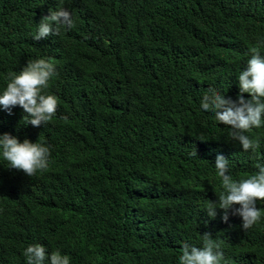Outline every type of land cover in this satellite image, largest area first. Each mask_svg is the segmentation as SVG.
Masks as SVG:
<instances>
[{
    "label": "trees",
    "instance_id": "trees-1",
    "mask_svg": "<svg viewBox=\"0 0 264 264\" xmlns=\"http://www.w3.org/2000/svg\"><path fill=\"white\" fill-rule=\"evenodd\" d=\"M60 7L75 26L34 40ZM252 47L264 56V0H0V94L43 58L58 99L38 127L19 105L0 106V135L51 152L34 177L0 155V264H26L33 244L70 264H178L205 232L222 264H264V217L245 231L231 209L227 222L205 209L223 191L218 154L237 181L264 165V126L246 133L259 148L244 151L201 107L213 90L238 99Z\"/></svg>",
    "mask_w": 264,
    "mask_h": 264
},
{
    "label": "clouds",
    "instance_id": "clouds-1",
    "mask_svg": "<svg viewBox=\"0 0 264 264\" xmlns=\"http://www.w3.org/2000/svg\"><path fill=\"white\" fill-rule=\"evenodd\" d=\"M75 22L71 13L63 7L51 11L42 17L33 39L36 41L50 35H59L61 28L71 29ZM251 58L247 67L238 75L240 93L237 100L226 98L217 91L205 94L201 101L203 110L212 111L219 123L230 126L232 140L238 141L244 151L255 152L259 148V140L248 135L253 128L264 126V56L258 47L250 48ZM56 75L55 65L46 59L29 61L18 74L10 73L9 82L0 94V106L11 114L12 108L19 105L33 126L45 125L52 120L58 107L56 96L47 94L50 79ZM244 93L250 94L245 99ZM196 154V153H194ZM0 155L8 161L10 168L23 171L27 176L34 177L49 167L50 147L33 143L28 139L21 142L10 133L0 135ZM229 161L218 154L215 160L216 175L220 178L223 191L217 193L218 201L208 204V215L215 218L217 207L224 209L223 220H228V210L242 217L245 231L258 224L264 211L257 207L258 200H264V165L257 164L258 171L239 181L234 180L229 171ZM239 205V207H234ZM26 264H70V258L59 251L48 253L42 244L29 245L24 250ZM224 253L221 244L211 233L203 234L202 246L183 244L178 257V264H222Z\"/></svg>",
    "mask_w": 264,
    "mask_h": 264
}]
</instances>
